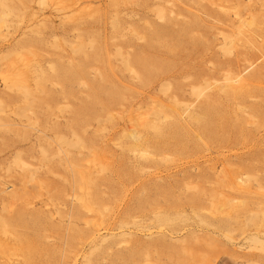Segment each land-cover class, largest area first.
Returning <instances> with one entry per match:
<instances>
[{
    "label": "rangeland",
    "instance_id": "1",
    "mask_svg": "<svg viewBox=\"0 0 264 264\" xmlns=\"http://www.w3.org/2000/svg\"><path fill=\"white\" fill-rule=\"evenodd\" d=\"M235 2L0 1V73L27 80L0 78V219L22 241L0 262L264 264V48L228 17L264 39V1ZM232 73L240 92L206 87ZM92 224L97 248L71 231Z\"/></svg>",
    "mask_w": 264,
    "mask_h": 264
},
{
    "label": "bare ground",
    "instance_id": "2",
    "mask_svg": "<svg viewBox=\"0 0 264 264\" xmlns=\"http://www.w3.org/2000/svg\"><path fill=\"white\" fill-rule=\"evenodd\" d=\"M1 1V0H0ZM46 1H50V2H53L54 3H58V1H61V0H42V2H46ZM81 1V0H80ZM85 1V0H84ZM250 0H248L249 2ZM264 1V0H263ZM71 2V0H70ZM75 3V2H74ZM83 3V2H82ZM236 3V4H235ZM234 4L236 6H238V0H236ZM2 4V3H1ZM224 4V3H223ZM245 4H247V1L245 2ZM244 4V5H245ZM59 5V4H58ZM72 5V4H71ZM55 6V5H54ZM57 6V5H56ZM62 6V5H61ZM230 6V5H229ZM2 7V5H1ZM12 7V6H11ZM244 7V6H243ZM75 8V7H74ZM230 8V7H229ZM246 8V7H245ZM244 8V9H245ZM13 9V8H12ZM227 9V8H226ZM236 10H234L233 14L231 15H228V17L230 18V22L235 25L237 28V34L238 35H241V38L244 39V42L245 44H249V45H253L254 47H257L258 49H261V48H264V39L261 35H259L258 33H256V28H255V18L253 15H247L249 11L248 8H246V11H243L242 13H240L239 11H237V8H234ZM248 9V11H247ZM231 10V9H230ZM246 14V15H245ZM209 18V17H208ZM257 24H259V22H257ZM257 27V26H256ZM255 28V29H254ZM232 36V35H230ZM234 37V35H233ZM232 37V38H233ZM219 38V37H218ZM221 38V37H220ZM231 39V38H230ZM234 41L235 43V39L232 40ZM239 41V40H237ZM230 42V41H229ZM219 47V46H218ZM217 47V48H218ZM219 49V48H218ZM250 49L252 50V47H250ZM226 51V50H225ZM231 52V51H230ZM255 52V51H254ZM229 53V52H227ZM230 55V53H229ZM263 55V54H262ZM19 57V56H18ZM250 57V56H249ZM263 57V56H262ZM11 58V57H10ZM15 58V57H14ZM13 58V59H14ZM6 59V58H5ZM249 59V58H248ZM17 60V59H16ZM252 60V59H251ZM26 61V60H25ZM26 63V62H25ZM250 63V62H249ZM264 64H260L256 67V71H259L262 67H263ZM8 69H6L5 72L3 73H0V78H2L3 80V83L5 85H10V86H13L17 89H20V90H25V86H24V83L26 79V72L24 74V72L22 70H20L19 68V63L17 64V61L15 60H11L10 61V64H8ZM264 70V68H263ZM229 73V72H228ZM241 73V72H240ZM240 73L238 74H230V75H234V77L232 76H225L224 77V81L223 83H220L219 80H213V81H207L205 80V84H206V87H211V88H215V89H218V91L216 92H220V93H226L225 89H229L230 91L232 92H240L241 89L243 88L242 87V81L245 80V79H242ZM247 81V80H246ZM192 87V86H190ZM223 88V90H221ZM208 90V89H207ZM25 93V92H24ZM204 95V93H202ZM29 95V94H28ZM200 95V93H199ZM234 95V94H233ZM175 102V101H174ZM225 102V101H224ZM26 103V102H25ZM234 106V105H233ZM24 108V107H22ZM29 108V107H28ZM26 110V109H25ZM14 112V111H13ZM20 114V113H19ZM195 114V113H194ZM20 122V121H19ZM18 122V123H19ZM52 122V121H51ZM21 123V122H20ZM17 125V124H16ZM19 125V124H18ZM42 137V136H41ZM145 137V136H144ZM199 138V137H198ZM32 141V140H31ZM80 143H82V140L80 141ZM75 144V143H74ZM73 144V146H74ZM70 145V144H69ZM79 145V144H78ZM81 145V144H80ZM77 146V145H75ZM135 148V147H134ZM133 149V148H132ZM136 149V148H135ZM17 160V159H16ZM82 169V168H81ZM31 170V169H30ZM37 170V169H36ZM26 173V172H25ZM77 178H78V187L80 189H85V188H89V185L91 184V179L83 172V170H79L78 173H77ZM28 179V178H27ZM237 179V178H236ZM32 181V180H31ZM227 184V183H226ZM240 184V182H239ZM242 184V183H241ZM36 187V186H35ZM18 191V190H17ZM13 192V191H12ZM20 193V192H19ZM90 193V191L88 192ZM87 193V194H88ZM13 195V194H12ZM14 195H16V199L15 200H18L20 199V194L17 193H14ZM86 195V194H85ZM32 196V195H31ZM34 196V195H33ZM36 196L38 197L37 193H36ZM35 196V198H36ZM29 199V198H28ZM21 200V199H20ZM74 200H76L78 203H80L83 208L85 207L87 210H92V206L90 205V202L86 201L87 199H83L82 196H74ZM19 201V200H18ZM17 201V202H18ZM28 203V202H27ZM93 203V202H92ZM41 204V203H40ZM28 205V204H27ZM10 206V205H9ZM98 206V205H97ZM33 207H35V205H33ZM80 207V206H79ZM30 210V209H29ZM59 214V213H58ZM68 214V213H67ZM61 215V214H60ZM38 216V215H37ZM42 216V215H41ZM40 216V217H41ZM29 217V216H27ZM49 217V216H48ZM54 217V216H52ZM51 217V219H52ZM42 218V217H41ZM62 218V217H61ZM60 218V219H61ZM4 220V218H2ZM2 219H0V256H2L4 259H8L9 256L11 255H14L16 254L15 252L17 251V247L19 246H14L15 244H17V242L20 243V246H21V239L19 240L18 237L16 236V231H11L10 228H9V225H7L4 221H2ZM39 219V217H38ZM45 220V218H44ZM57 221V219H56ZM62 221V220H61ZM60 221V222H61ZM74 221V220H73ZM46 223V222H45ZM61 224V223H60ZM56 225V224H55ZM88 225V224H87ZM12 227V226H11ZM13 228V227H12ZM50 228V227H49ZM66 229V228H65ZM71 229V228H69ZM68 230V229H67ZM45 231V230H44ZM59 231V230H58ZM73 232V236H75L77 238L78 241L81 240L82 237H86L88 239H90L91 242H95V239L97 238V235L99 234L100 232V229L98 228V225L96 224H92L91 226H87L86 229L83 228V229H80V228H74L71 230ZM15 232V233H14ZM47 232V231H46ZM35 233V232H34ZM123 234V233H122ZM24 236V235H23ZM35 236V235H34ZM25 237V236H24ZM40 237V236H39ZM45 240L43 243H41V245L39 247H35V248H30V249H27L24 248L25 250L27 251H42L44 250L47 246H50V245H54L56 242H60L61 243V240L59 238H56V237H53V236H45ZM75 238V239H76ZM74 238H71V240H73ZM74 239V241H75ZM107 238L103 237L101 238L100 241H104L106 240ZM84 240V238H83ZM33 241V240H32ZM115 242V241H114ZM65 243V242H64ZM32 244V243H31ZM66 245V243H65ZM100 244L99 242H96L94 243V248H97L99 247ZM16 247V248H15ZM33 247V246H32ZM65 247V246H64ZM22 248V247H20ZM18 248V249H20ZM21 252H24V250L20 249ZM19 253V252H18ZM20 256V255H19ZM28 256V255H27ZM23 257V256H22ZM28 258V257H27ZM19 260V259H18ZM23 260V258L21 259ZM33 260V259H32ZM16 261V260H15ZM24 261V260H23ZM146 261V260H145ZM7 263V262H6ZM0 264H3L2 262H0ZM9 264H13L12 262H10ZM15 264V263H14Z\"/></svg>",
    "mask_w": 264,
    "mask_h": 264
}]
</instances>
